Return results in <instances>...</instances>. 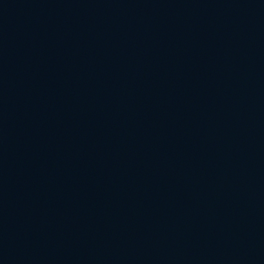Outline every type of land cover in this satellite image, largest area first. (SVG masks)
I'll return each mask as SVG.
<instances>
[{
	"label": "water",
	"instance_id": "1",
	"mask_svg": "<svg viewBox=\"0 0 264 264\" xmlns=\"http://www.w3.org/2000/svg\"><path fill=\"white\" fill-rule=\"evenodd\" d=\"M0 264H264V0H0Z\"/></svg>",
	"mask_w": 264,
	"mask_h": 264
}]
</instances>
